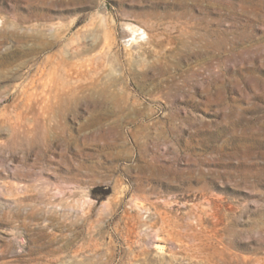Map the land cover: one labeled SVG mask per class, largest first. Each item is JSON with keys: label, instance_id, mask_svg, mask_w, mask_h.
Listing matches in <instances>:
<instances>
[{"label": "rangeland", "instance_id": "rangeland-1", "mask_svg": "<svg viewBox=\"0 0 264 264\" xmlns=\"http://www.w3.org/2000/svg\"><path fill=\"white\" fill-rule=\"evenodd\" d=\"M0 264H264V0H0Z\"/></svg>", "mask_w": 264, "mask_h": 264}, {"label": "bare ground", "instance_id": "bare-ground-1", "mask_svg": "<svg viewBox=\"0 0 264 264\" xmlns=\"http://www.w3.org/2000/svg\"><path fill=\"white\" fill-rule=\"evenodd\" d=\"M133 34L134 35H137L138 34V31L137 30H133Z\"/></svg>", "mask_w": 264, "mask_h": 264}]
</instances>
